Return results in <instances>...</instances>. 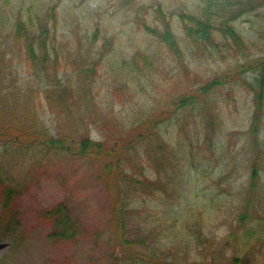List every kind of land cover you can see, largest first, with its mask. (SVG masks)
I'll return each mask as SVG.
<instances>
[{
    "label": "rangeland",
    "instance_id": "obj_1",
    "mask_svg": "<svg viewBox=\"0 0 264 264\" xmlns=\"http://www.w3.org/2000/svg\"><path fill=\"white\" fill-rule=\"evenodd\" d=\"M122 1L0 0L1 29L13 26L22 15V18L28 17L30 12L35 15L34 10H39L40 14L44 12L47 18V7L58 6V46L60 55L68 58H65L68 64L62 69L66 72H59V76L71 78L76 91H79L78 103L81 101L82 104L75 106V121L81 120L91 129L92 139H106L105 134H114L121 128L126 131L139 116L138 98L122 103L121 100L127 96L117 97L112 92L114 74H109L111 71L104 73L110 67L109 63L129 59L136 49L156 44L154 37L139 24L137 16L142 18L149 13L153 19L159 0H138L142 8L135 5L133 9L128 5V9L122 6ZM163 1L169 16V10L178 11L184 0ZM42 4L44 9L40 10ZM236 24L244 34L259 43L255 50L264 53V6L239 18ZM173 26L177 31L174 20ZM96 28L101 32L98 40L94 41ZM101 50L104 52L99 55ZM197 52V55H174L159 73L158 88L155 84L147 87L151 93H157L155 101L158 108L165 104L159 98L178 93L189 85L204 84L235 62L232 57H213L203 50ZM13 56L16 58L13 67L0 60V66L9 67L3 72L9 74L13 69L15 76L25 77L27 91L35 85L45 84L46 78L38 77L24 56L19 65L16 63L19 53ZM110 56L112 58L108 61ZM8 57L11 55L6 54L5 58ZM89 67L95 69L92 75L88 72ZM256 76L255 71H249L237 82L211 92L216 107L210 103L207 108L220 112L224 118L223 135H216L217 123L215 132L212 128L206 130L211 141L203 134H193L190 139L189 135L195 133L191 116L196 114V110L190 108L169 122L170 133L180 132L186 148L180 169L175 173L181 185H177L173 192L178 199L165 194L156 199L148 193L151 202L146 200L135 204L133 215L137 226L155 227V232H161L160 236L163 233L167 236L158 242L162 247L152 264H231L235 257L247 264H253L258 258L256 264H264V160L258 161L260 178L256 181L257 186L250 189L254 162L248 135L254 104L250 85ZM5 91L9 94L5 102L11 103L13 94L9 89ZM5 94L0 91V100ZM32 102L27 99L20 103V107L32 105L35 108ZM44 110L48 123L52 117L55 126L63 124L65 127L64 122L57 120L48 108ZM69 128L70 125L65 129ZM168 138L176 144L172 135ZM137 150L136 162L145 165L148 177L155 179L156 173L151 165L155 156L154 146L143 141ZM16 161L12 166H0L3 178L0 180V264H121L123 258L128 264L132 263L130 258L128 260L131 246L123 243L117 234L113 195L95 160L43 153L31 155L28 159L19 157ZM3 182L15 187L14 202L7 210H3ZM59 202L67 204L85 226L84 234L76 241H62L52 236L53 222L45 216L44 210ZM15 212L17 217L10 222ZM243 213L246 217L240 223ZM233 233L236 235L235 243L220 252L218 248ZM136 235L144 236L145 231L141 229ZM121 248L123 253L119 252Z\"/></svg>",
    "mask_w": 264,
    "mask_h": 264
},
{
    "label": "trees",
    "instance_id": "obj_2",
    "mask_svg": "<svg viewBox=\"0 0 264 264\" xmlns=\"http://www.w3.org/2000/svg\"><path fill=\"white\" fill-rule=\"evenodd\" d=\"M127 5L129 9H133L135 5L137 8L143 6L138 0H123L122 6L128 9ZM179 6L176 12L169 10L167 16L165 3L159 0L153 11V19L149 17V13L142 18L137 16L139 24L154 37L156 44L136 49L129 59L108 62L110 67L104 73L111 71L109 74H114L112 92L117 97L127 96L121 100L122 103L138 98L140 110L139 116L128 130L121 128L114 134H105L106 139L103 140L92 139L91 129L81 120L75 121V106L82 104L81 101L78 103L79 91H76L71 78L59 76V72H66L62 69L68 64V58L60 55L58 46V6L54 4L47 7V18L44 12L40 14L39 10H34L35 15L30 12L28 17L22 18V15L17 18L13 26L10 25L6 29L0 27V60L13 67L16 59L13 54L18 52L17 65L22 62L24 56L26 62L35 69V74L46 78L45 84L35 85L27 91L25 77L15 76L13 69L7 74L2 70L9 67L4 64L0 66V91L7 93L0 100V166H12L17 163L19 157L28 159L31 155L43 153L67 154L88 161L95 160L113 195V217L117 234H120L119 239L131 246L128 254L131 264H152L153 258L159 256V249L162 247L158 242L167 237L163 232L162 236L161 232H155V227L146 229L137 226L133 215L138 203L146 200L151 202L148 200V193L156 199L158 196L162 197V194L174 196L176 186L180 185L175 173L180 169L181 157L186 154L185 141L180 132L175 135L170 133L169 122L190 108L196 110V114L191 116L195 133L189 135L190 139L193 134H203L205 139L211 141L206 130L212 128L215 132L217 123L219 128L216 135H223L224 118L220 112L207 108L210 103L216 107V100L210 94L221 86L237 82L243 74L252 70L257 73L255 82L250 85L254 104L248 130L254 157L250 177L252 190L256 188V181L260 178L258 161L264 160V53L255 50L259 43L244 34L236 24L239 18L263 7L264 0H184ZM43 9L44 4L40 10ZM173 20L177 31L174 29ZM260 30L262 31V28ZM100 32V28L95 29L94 41L98 40ZM199 50L213 57H232L235 62L204 84L189 85L178 93H169L159 98L158 100L164 101L165 104L158 108L157 100L155 101L157 93H151L147 87L155 84L158 88L159 73L174 55H197ZM102 52L104 51L101 50L99 55ZM6 54L11 57L5 58ZM111 58L112 56L108 61ZM93 64L94 62L90 67ZM90 67L87 69L92 75L95 69ZM7 89L13 94L11 103L5 102L9 98L8 92L5 91ZM27 99L33 101L36 109L32 105L28 108L20 107V103L26 102ZM46 108L57 120L63 121L65 127L63 124L55 126L52 117L49 119L51 123H48L44 110ZM67 121L69 124H66ZM68 125L70 128L67 130L65 128ZM83 127L85 128L80 129ZM179 128L182 130L181 124ZM186 133L187 131H184V134ZM169 135L175 138L176 144L169 140ZM143 141H149L154 146L155 156L151 165L156 173L155 179L148 177L145 165L136 162L139 156L137 147ZM0 180H3L1 175ZM2 188L5 190L3 210H7L14 202L12 199L15 196V187L3 182ZM44 214L53 222L52 236L56 239L76 241L84 234L85 226L72 214L67 204L59 202L45 209ZM16 217L15 212L10 217V222ZM245 217V213L241 214L239 222L243 223ZM141 229L145 231V235H136ZM132 232L135 235L130 234ZM230 237L235 243V233ZM254 247L257 250V247ZM119 252L123 253V249ZM232 260L231 264H242L239 257ZM257 261L258 258H255L253 264ZM121 264L128 263L123 258Z\"/></svg>",
    "mask_w": 264,
    "mask_h": 264
},
{
    "label": "water",
    "instance_id": "obj_3",
    "mask_svg": "<svg viewBox=\"0 0 264 264\" xmlns=\"http://www.w3.org/2000/svg\"><path fill=\"white\" fill-rule=\"evenodd\" d=\"M229 244H230V240L228 239V240L224 241V242L221 244V246L218 248V250L221 252L222 249H223L224 247L228 246Z\"/></svg>",
    "mask_w": 264,
    "mask_h": 264
},
{
    "label": "flooded vegetation",
    "instance_id": "obj_4",
    "mask_svg": "<svg viewBox=\"0 0 264 264\" xmlns=\"http://www.w3.org/2000/svg\"><path fill=\"white\" fill-rule=\"evenodd\" d=\"M250 259H252V258L250 257ZM241 263H242V262H241ZM242 264H247V263L244 262V263H242Z\"/></svg>",
    "mask_w": 264,
    "mask_h": 264
}]
</instances>
